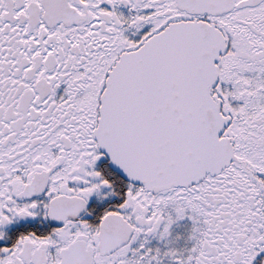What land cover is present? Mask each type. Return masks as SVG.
Returning <instances> with one entry per match:
<instances>
[{"label":"snow or ice","instance_id":"1","mask_svg":"<svg viewBox=\"0 0 264 264\" xmlns=\"http://www.w3.org/2000/svg\"><path fill=\"white\" fill-rule=\"evenodd\" d=\"M0 264H264V0H0Z\"/></svg>","mask_w":264,"mask_h":264},{"label":"flooded vegetation","instance_id":"2","mask_svg":"<svg viewBox=\"0 0 264 264\" xmlns=\"http://www.w3.org/2000/svg\"><path fill=\"white\" fill-rule=\"evenodd\" d=\"M184 243V241H181V244H183Z\"/></svg>","mask_w":264,"mask_h":264}]
</instances>
